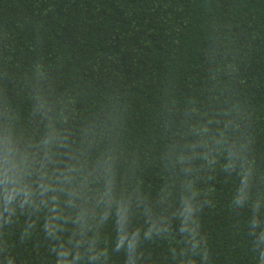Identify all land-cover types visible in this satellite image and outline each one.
Segmentation results:
<instances>
[{"label":"trees","instance_id":"obj_1","mask_svg":"<svg viewBox=\"0 0 264 264\" xmlns=\"http://www.w3.org/2000/svg\"><path fill=\"white\" fill-rule=\"evenodd\" d=\"M0 264H264V0H0Z\"/></svg>","mask_w":264,"mask_h":264}]
</instances>
